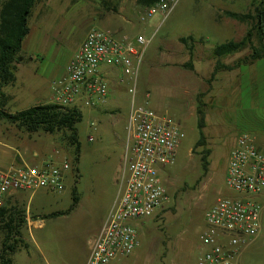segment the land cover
<instances>
[{
	"label": "rangeland",
	"instance_id": "374dc122",
	"mask_svg": "<svg viewBox=\"0 0 264 264\" xmlns=\"http://www.w3.org/2000/svg\"><path fill=\"white\" fill-rule=\"evenodd\" d=\"M2 0H0L1 3ZM260 0H178L166 16L155 12L140 20L139 0H41L33 7L22 42L16 82L5 110L17 112L51 98V81L63 74L91 26L118 40L138 35L149 40L133 81L121 76L119 90L97 108H82L77 125L80 152L64 189L26 192L15 206L25 207L21 246L12 264H84L88 240L105 219L117 193V172L132 103L149 107L180 124L176 161L162 172L168 202L138 227L140 243L123 264H196L205 210L218 196H240L227 188L224 173L236 139L249 134L264 148V58L243 60L241 50L219 61L232 66L210 79L213 48L238 41L250 24L226 11H253ZM190 36L185 44L180 37ZM203 104L204 141L199 138L196 108ZM57 148L60 150L57 151ZM209 151L206 168L201 155ZM62 133H28L0 120V169L18 163L72 161ZM73 190L79 200L70 209ZM261 207L260 231L239 257L240 264H264V192L251 195ZM35 216V218L33 217ZM35 219V220H34ZM1 241V233H0Z\"/></svg>",
	"mask_w": 264,
	"mask_h": 264
},
{
	"label": "built area",
	"instance_id": "2783aa9c",
	"mask_svg": "<svg viewBox=\"0 0 264 264\" xmlns=\"http://www.w3.org/2000/svg\"><path fill=\"white\" fill-rule=\"evenodd\" d=\"M178 0H156L144 6L140 20L155 12L163 17ZM149 40L138 35L118 40L110 31L91 26L63 74L51 81V103L61 107L97 108L107 100V74L117 68L136 76ZM126 139L117 172V193L97 232L88 240L84 264H123L138 248V227L168 202L164 168L176 161L181 143L180 124L149 107L132 103ZM60 149L57 148V151ZM72 161H23L0 169V209L18 192L64 189ZM228 189L240 196H218L205 210L196 264H240L239 257L260 231L261 207L251 195L264 192V148L247 133L238 136L224 173Z\"/></svg>",
	"mask_w": 264,
	"mask_h": 264
},
{
	"label": "trees",
	"instance_id": "16d2710c",
	"mask_svg": "<svg viewBox=\"0 0 264 264\" xmlns=\"http://www.w3.org/2000/svg\"><path fill=\"white\" fill-rule=\"evenodd\" d=\"M41 0H2L0 3V120H6L18 129L33 133L43 131L48 134L62 133V139L69 148L73 162L77 164L80 152L77 125L82 119V109L78 107H61L51 102L37 104L17 112H8L5 106L8 103V95L3 88L14 85L16 82L17 63L20 57L22 42L29 32L28 21L33 7ZM156 0H139L142 6H150ZM226 15L238 21L250 24L246 33L238 41L229 40L217 44L212 54L216 57L210 79L220 69H231L232 66L225 65L219 58L237 52L248 46L250 54L243 60L255 61L264 58V0H260L253 11L239 13L226 11ZM191 40L190 36L180 37L183 44ZM203 104L198 103L196 108V124L199 131V138L193 148L202 145L204 135ZM209 151L205 149L201 155L202 167L208 165ZM79 200L78 193L73 190L72 204L74 208ZM35 218V216H33ZM35 220V219H34ZM26 223L25 207L18 206L0 209V264H12L13 254L23 243L21 229Z\"/></svg>",
	"mask_w": 264,
	"mask_h": 264
},
{
	"label": "crops",
	"instance_id": "0c3cea01",
	"mask_svg": "<svg viewBox=\"0 0 264 264\" xmlns=\"http://www.w3.org/2000/svg\"><path fill=\"white\" fill-rule=\"evenodd\" d=\"M77 51V50H76ZM75 51V53H76ZM74 53V54H75ZM74 54L70 57V59L74 56ZM69 59V60H70ZM68 60V62H69ZM67 62V63H68ZM65 68V67H64ZM65 70V69H64ZM108 70V74H107V82H108V97H107V100L111 99L113 96H115L116 92L119 90V82H120V79H121V72L119 71V69L117 68H111V69H107ZM64 72V71H63ZM6 88H3V91L7 94L8 92L5 90ZM52 91V90H51ZM51 98H49L48 101L46 102H51V99H52V96H50ZM46 102H42V103H46ZM42 103H38V104H42ZM37 105V104H35ZM100 108V107H99ZM18 161L20 162L21 160L18 159ZM26 192H18V193H15L14 195H12L11 197L7 198L5 200V203H4V206H7V207H13L16 203H18L21 199H24V194ZM3 206V207H4ZM2 207V208H3Z\"/></svg>",
	"mask_w": 264,
	"mask_h": 264
},
{
	"label": "water",
	"instance_id": "95a60500",
	"mask_svg": "<svg viewBox=\"0 0 264 264\" xmlns=\"http://www.w3.org/2000/svg\"><path fill=\"white\" fill-rule=\"evenodd\" d=\"M20 58V57H19Z\"/></svg>",
	"mask_w": 264,
	"mask_h": 264
}]
</instances>
